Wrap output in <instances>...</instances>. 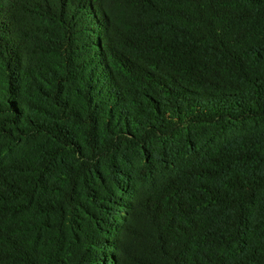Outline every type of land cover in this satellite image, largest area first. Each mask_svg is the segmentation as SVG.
Segmentation results:
<instances>
[{
    "label": "trees",
    "instance_id": "trees-1",
    "mask_svg": "<svg viewBox=\"0 0 264 264\" xmlns=\"http://www.w3.org/2000/svg\"><path fill=\"white\" fill-rule=\"evenodd\" d=\"M0 264H264V0H0Z\"/></svg>",
    "mask_w": 264,
    "mask_h": 264
}]
</instances>
